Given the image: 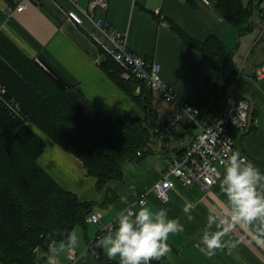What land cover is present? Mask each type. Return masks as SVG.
Listing matches in <instances>:
<instances>
[{
  "label": "crops",
  "instance_id": "obj_1",
  "mask_svg": "<svg viewBox=\"0 0 264 264\" xmlns=\"http://www.w3.org/2000/svg\"><path fill=\"white\" fill-rule=\"evenodd\" d=\"M106 1L107 9L102 11L97 7L95 14L104 17L113 29L127 33V46L132 53L158 61L162 79L192 104L210 95L205 81L207 63L198 49L185 43L170 28L168 20L191 38L201 40L213 33L223 39L233 67L240 71L235 94L251 103L250 127L244 132L237 131L235 148L264 172V0H252L254 8L250 20L238 27L217 13L214 0H209L210 4L202 0ZM91 2L36 0L8 18L4 12L7 0H0V32L27 56L45 60L105 116L132 117L137 113L134 103L98 66L97 47L80 28L66 21V10L81 12L80 9H87ZM85 22L89 25L88 20ZM82 44L95 55L87 52ZM259 70L263 73L258 78ZM154 108L157 123L173 113L172 106L163 100L156 103L154 99ZM185 125L169 135L153 138L150 151L139 161L123 162V179L110 178L101 188L96 187V177L86 172L78 157L49 138H43L46 146L38 158L41 167L64 189L74 192L83 201L93 202L91 212L100 215L99 223L87 222L84 218V222L73 225L71 231L77 232L78 245L66 247L55 258V264H105L91 254L88 245L97 239L103 225L109 222L115 225L121 211L127 208L135 211L142 206L138 202L141 192H145L144 206L167 208L170 217H177L185 224L183 232L169 234L170 251L160 264H264V248L255 243L251 230L239 225L226 237L238 241L235 248L217 249L211 257L200 251V236L208 227V210L214 208L219 214L227 207L222 175L207 190L195 182L184 184L174 179L167 202L155 196L154 183L162 177L171 159L179 155L199 131L196 127L188 130ZM121 196H126L127 200H121ZM186 208L194 217L191 221L187 220ZM211 227L215 230L217 225ZM70 251L76 256L74 260L68 257ZM35 264H52V258L49 254Z\"/></svg>",
  "mask_w": 264,
  "mask_h": 264
},
{
  "label": "trees",
  "instance_id": "obj_2",
  "mask_svg": "<svg viewBox=\"0 0 264 264\" xmlns=\"http://www.w3.org/2000/svg\"><path fill=\"white\" fill-rule=\"evenodd\" d=\"M213 6L234 27L248 22L254 8L252 0H214ZM168 24L185 43L198 49L207 63L205 81L210 95L193 104L202 117L212 118L223 110L227 88L238 72L232 65L231 54L217 34L197 40L171 20ZM83 47L95 55L87 45ZM97 53L98 66L138 108L132 117L105 116L69 82L99 112L102 120L98 121L78 104L68 88H59L35 58L27 56L0 32V84L6 87V96L14 98L20 107L18 113L10 114L0 106L3 264H35L43 259L49 255V243L64 239L73 225L84 222L94 206L64 189L41 167L38 158L46 146L42 135L78 157L86 172L96 177L97 188L110 178L123 179V162L139 161L150 151L151 127L157 123L154 92L138 78L123 79L117 63L99 48ZM185 124L188 130L194 128ZM227 131L235 139L237 130L228 127ZM97 240L88 245L91 254L105 264H118V260L109 259L96 246ZM162 259L163 256L152 259L151 264H160Z\"/></svg>",
  "mask_w": 264,
  "mask_h": 264
},
{
  "label": "built area",
  "instance_id": "obj_3",
  "mask_svg": "<svg viewBox=\"0 0 264 264\" xmlns=\"http://www.w3.org/2000/svg\"><path fill=\"white\" fill-rule=\"evenodd\" d=\"M36 0H11L5 4L4 12L9 18L14 13L24 10L28 4ZM76 1V0H72ZM210 4L209 0H202ZM102 11L107 9L106 0H93L88 8L68 9L65 11L66 21L81 30L90 42L109 55L118 65L120 76L123 79L131 77L142 80L154 93H157L173 109L172 115L164 121L151 127L150 141L162 135H169L185 123L198 128L197 134L183 149V151L171 159L162 177L154 183L153 192L162 202L170 199V191L174 188L175 180L182 183H197L203 190L209 189L223 173L227 157L237 152L235 139L228 133L227 128L232 127L238 132L247 131L251 124V103L245 97H236L237 75L229 85V92L224 97V108L212 118L202 117L200 109L186 101L181 94L171 88L160 75L161 65L156 60H147L132 53L127 46V33L113 29L101 15H96V8ZM88 20L89 25L85 22ZM99 60V59H98ZM259 70L257 77L262 75ZM0 106L8 110L10 114L20 111L19 103L14 98L6 96V87L0 84ZM28 123V120H25ZM160 146V145H159ZM245 161H250L248 156L240 152ZM139 154V152H138ZM145 192L138 196V202L144 204ZM131 211V208H127ZM124 211V210H123ZM95 217V221H93ZM87 222L99 223L100 215L91 212L86 215ZM114 227V222L102 226L95 238H100L102 233ZM68 257L76 258L70 251Z\"/></svg>",
  "mask_w": 264,
  "mask_h": 264
},
{
  "label": "clouds",
  "instance_id": "obj_4",
  "mask_svg": "<svg viewBox=\"0 0 264 264\" xmlns=\"http://www.w3.org/2000/svg\"><path fill=\"white\" fill-rule=\"evenodd\" d=\"M222 191L227 207L208 210V227L200 236V251L211 257L217 249L235 248L238 241L226 239L234 226L239 225L251 230L255 243L264 248V172L253 161H245L240 153L233 152L227 159L222 173ZM126 201V196H121ZM187 220L194 219L189 209ZM95 221V217L92 218ZM217 228L212 230V225ZM185 224L177 217H170L168 209L140 206L135 211H121L112 230L98 238L97 247L101 248L109 259L118 260V264H151L170 251L168 238L170 233L183 232ZM76 231L66 233L65 238L49 243L52 264L55 258L68 246L78 245Z\"/></svg>",
  "mask_w": 264,
  "mask_h": 264
},
{
  "label": "water",
  "instance_id": "obj_5",
  "mask_svg": "<svg viewBox=\"0 0 264 264\" xmlns=\"http://www.w3.org/2000/svg\"><path fill=\"white\" fill-rule=\"evenodd\" d=\"M35 61L59 88H68L69 94L78 102V104L83 109H85L91 116L96 118L98 121L102 120V117L100 116L99 112H97V110L89 102H87L79 94L78 91H76L74 88H71L69 82L65 78H63L50 64H48L45 60L40 57H37Z\"/></svg>",
  "mask_w": 264,
  "mask_h": 264
},
{
  "label": "rangeland",
  "instance_id": "obj_6",
  "mask_svg": "<svg viewBox=\"0 0 264 264\" xmlns=\"http://www.w3.org/2000/svg\"><path fill=\"white\" fill-rule=\"evenodd\" d=\"M228 92H229V88H228ZM154 94H155V97H154L155 102H156V103H159L160 101L162 102L163 99H162L157 93H154ZM159 97H160L162 100H161ZM236 97H238V95H236ZM163 101H164V100H163ZM135 109L138 111V108L135 107ZM133 115H134V114H133ZM195 129H196V128H195ZM196 131H198V130L196 129ZM43 138H44V139H45V138L47 139V137H45V136H43ZM238 138H239V137H238ZM238 138L236 139V142L239 141Z\"/></svg>",
  "mask_w": 264,
  "mask_h": 264
}]
</instances>
